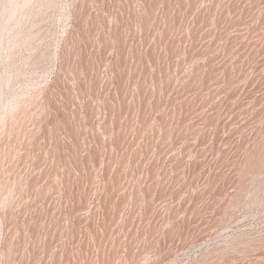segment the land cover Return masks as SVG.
Wrapping results in <instances>:
<instances>
[{
    "label": "rangeland",
    "instance_id": "rangeland-1",
    "mask_svg": "<svg viewBox=\"0 0 264 264\" xmlns=\"http://www.w3.org/2000/svg\"><path fill=\"white\" fill-rule=\"evenodd\" d=\"M0 160V264H264V0H0Z\"/></svg>",
    "mask_w": 264,
    "mask_h": 264
},
{
    "label": "bare ground",
    "instance_id": "bare-ground-1",
    "mask_svg": "<svg viewBox=\"0 0 264 264\" xmlns=\"http://www.w3.org/2000/svg\"><path fill=\"white\" fill-rule=\"evenodd\" d=\"M2 159V158H1ZM3 161H5V160H0V167L3 165V163H6V162H3ZM2 168V167H1ZM4 168V167H3ZM5 171H6V169H5ZM14 175V174H13ZM2 177V176H1ZM15 177V176H14ZM5 179L6 180H4V181H1L0 182V207H3V205L6 203L7 204V201H6V198H5V190H6V185H7V182H8V179L5 177ZM10 180V179H9ZM15 181L16 180H14L13 179V185H15ZM9 185L11 184V183H8ZM12 185V184H11ZM13 185H12V187H13ZM28 188V187H27ZM14 189H15V187H14ZM9 190V189H8ZM8 190H6V191H8ZM7 196L6 197H9L8 196V193L6 194ZM12 197V196H11ZM7 199H9V198H7ZM9 202V201H8ZM10 203V202H9ZM7 205H9V204H7ZM12 206V205H11ZM6 207H8V206H6ZM5 207V208H6ZM12 209V208H11ZM11 209H10V211H11ZM8 211V210H7ZM7 211H5L3 208L0 210V226H3L4 227V225L8 222V220H10V222L9 223H12L13 222V224H15V221H14V215L13 216H10L9 215V212H7ZM11 212H13V211H11ZM15 216H17V215H15ZM12 218H13V221H12ZM16 219V218H15ZM17 221V220H16ZM8 223V224H9ZM7 226H9V225H7ZM7 228V227H6ZM6 228H3V229H6ZM30 229V228H29ZM0 231H1V228H0ZM1 233V232H0ZM5 236V235H4ZM3 236V237H4ZM1 240H2V238H1ZM3 241V240H2ZM7 242V241H6ZM5 242V243H6ZM1 244H2V242H1ZM7 246H8V244H6ZM5 245V246H6ZM4 246V245H3ZM6 246V247H7ZM8 248V247H7ZM6 248V249H7ZM5 253V252H4Z\"/></svg>",
    "mask_w": 264,
    "mask_h": 264
}]
</instances>
